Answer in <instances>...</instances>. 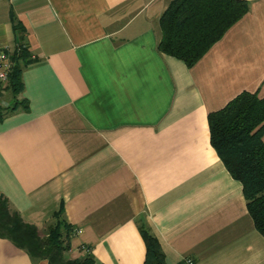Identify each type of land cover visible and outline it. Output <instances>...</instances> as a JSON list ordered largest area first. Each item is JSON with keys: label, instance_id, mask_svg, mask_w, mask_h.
<instances>
[{"label": "crops", "instance_id": "obj_1", "mask_svg": "<svg viewBox=\"0 0 264 264\" xmlns=\"http://www.w3.org/2000/svg\"><path fill=\"white\" fill-rule=\"evenodd\" d=\"M192 67L157 49L171 0H0V45L22 68L28 109L0 121V194L69 249L143 264L145 224L166 264H264L241 183L210 144L207 116L264 97V0ZM79 229V232H73ZM0 264H48L0 237Z\"/></svg>", "mask_w": 264, "mask_h": 264}, {"label": "trees", "instance_id": "obj_2", "mask_svg": "<svg viewBox=\"0 0 264 264\" xmlns=\"http://www.w3.org/2000/svg\"><path fill=\"white\" fill-rule=\"evenodd\" d=\"M247 12L244 0H171L159 18L157 49L190 68ZM28 58L24 47L10 57L6 88L16 101L23 90L22 68L29 63ZM18 103L28 109L25 99ZM18 105H0V121ZM207 122L210 144L230 175L241 183L248 213L264 237V97L244 91L223 108L210 112ZM55 218L41 235L0 194L1 238L10 240L32 259H45L48 264H94L90 255L66 258L69 245L62 230L70 233V228L60 214ZM139 231L146 246L143 264H166L158 240L146 225H139Z\"/></svg>", "mask_w": 264, "mask_h": 264}, {"label": "built area", "instance_id": "obj_3", "mask_svg": "<svg viewBox=\"0 0 264 264\" xmlns=\"http://www.w3.org/2000/svg\"><path fill=\"white\" fill-rule=\"evenodd\" d=\"M7 47L0 45V84L3 85L8 81V77L11 71L12 62L10 60V56L7 52ZM21 47H17L16 52H19ZM75 233L79 232V229H74ZM82 251H84L87 255L90 253V248L86 246H82ZM185 264H193V260L191 258H187Z\"/></svg>", "mask_w": 264, "mask_h": 264}, {"label": "rangeland", "instance_id": "obj_4", "mask_svg": "<svg viewBox=\"0 0 264 264\" xmlns=\"http://www.w3.org/2000/svg\"><path fill=\"white\" fill-rule=\"evenodd\" d=\"M8 82V81H7ZM6 83H4L3 85H0V105L3 107H13V106H17L19 103L18 101H21L20 98H15L18 101L14 100V98H12V95L10 93L9 90H7L6 88Z\"/></svg>", "mask_w": 264, "mask_h": 264}]
</instances>
